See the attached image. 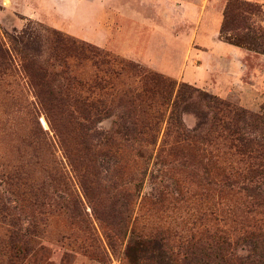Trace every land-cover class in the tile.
<instances>
[{
    "label": "rangeland",
    "instance_id": "374dc122",
    "mask_svg": "<svg viewBox=\"0 0 264 264\" xmlns=\"http://www.w3.org/2000/svg\"><path fill=\"white\" fill-rule=\"evenodd\" d=\"M224 21L230 26L222 30ZM0 39L9 49L0 57V264H168L164 248L185 254L186 241L204 229L238 242L264 229L263 201L208 189L218 164L246 175L255 161L226 150L216 135L212 143H170L172 129L161 143L167 115L152 123L160 131L150 155L139 149L138 159L120 143L108 149L134 167L142 161V176L132 178L136 191L105 173L112 161L102 159V183L88 192L76 172L78 160L87 159L82 140L60 106L39 97L30 76L31 62L58 61L82 77L107 76L97 124L105 133L135 128L120 94L139 84L106 66L111 58L196 89L180 115L188 130H206L211 97L264 119V0H0ZM58 39L64 47L54 54ZM81 44L92 48L78 53ZM221 44L244 55L234 58ZM95 52L108 55L96 67ZM139 122L137 133L152 128ZM127 144L137 152L146 143ZM248 243L240 255L249 253ZM186 256L194 264L202 254Z\"/></svg>",
    "mask_w": 264,
    "mask_h": 264
},
{
    "label": "trees",
    "instance_id": "16d2710c",
    "mask_svg": "<svg viewBox=\"0 0 264 264\" xmlns=\"http://www.w3.org/2000/svg\"><path fill=\"white\" fill-rule=\"evenodd\" d=\"M230 9L231 6H228L225 19L229 17ZM229 26L230 24L228 25V22L224 21L222 30ZM55 43H57V46L54 48V54L58 47H64V39H58ZM86 47L92 48L90 44H81L78 45L76 52L79 53ZM8 53L9 49L4 48V44L0 39V57L5 58L6 55L8 57ZM18 54L26 59L24 53L18 52ZM93 55L96 62L94 63L95 67L100 60L103 61L105 57L108 58V55L103 56L104 54L99 52H95ZM26 60L29 61V59ZM30 64L33 68L30 75L32 84L39 97L56 102L60 106L61 112L65 114L68 124L73 127V130L79 134V138L82 140L81 145H83L85 153H83L81 159H87L78 160L80 171L76 170V172L84 179V185L88 184V192L95 185L102 183L105 172L100 162L102 159L112 161L111 168L105 173H110L112 179L116 178L123 181L124 184L131 183L130 189L136 191L135 188L138 189V186H134L137 183L133 184L134 179L132 178L135 177V182H138L137 180L142 176L140 174L142 173V170H140L142 161L134 167L135 163L133 162L132 165V162L123 159V154L120 153L118 157L117 152L111 153L108 149L113 147V143H120L121 147L126 148L129 153L132 152L133 157L142 159L141 155L139 156V149L143 150L144 153L149 150L150 155L152 153V149H149L150 145L158 143V133L160 131L154 129L152 123L156 120L162 123L167 115L166 123L168 127L163 134L161 143H168L167 137L172 129H175V137L170 143H212L216 135V140L218 143H223L222 145L226 150L254 160V167H250L246 175L238 172L231 173L226 167L224 168L218 164L215 167L214 175L210 176L208 189L219 196H222L223 193L235 195L242 193L248 200L263 201L260 205L264 206V191L262 190L264 185L263 118L232 107L229 103L218 100L216 97H211L216 105L213 107L214 114L206 130L202 132L188 130L182 124L180 115L184 104L197 93L196 89L190 88L185 83L177 84L167 81L131 62L111 58L109 61L106 59V66L114 65L120 72H128L138 79L139 84L136 89L120 94L121 97L127 99L134 120L132 122L134 127L140 130L139 121L149 120L152 128L147 127L145 132L140 131L139 133L136 132L135 128H127L131 130L130 132L125 130L123 132L105 133L98 129L97 124L100 121V115L105 111L103 102L105 89L111 86V80L106 79L107 76H105L106 78L101 77V79L98 76L82 77L72 71L68 65H65V62L62 64L60 61L56 65L43 66L32 64V62ZM111 71L114 74V70ZM120 120H123V117H120ZM255 132H258L259 135H252ZM138 140L140 143L146 144L143 147L139 146L137 152H135V148L127 143H136ZM121 147L119 152L122 150ZM255 178L261 179L263 183H256ZM104 202L105 200H101L102 205H104ZM113 203L118 204L116 200ZM156 204L158 203L156 202ZM238 241L232 239L231 234L215 229H204L199 231L198 235L191 236V239L186 241V249L187 251L196 249L199 254H202V256H198L194 264H264V229L248 231L240 242ZM242 242H249L250 251L246 256L239 254ZM166 246L168 245L162 243V248ZM164 249H166L168 264H192L186 256L187 251L181 255L168 247Z\"/></svg>",
    "mask_w": 264,
    "mask_h": 264
},
{
    "label": "crops",
    "instance_id": "0c3cea01",
    "mask_svg": "<svg viewBox=\"0 0 264 264\" xmlns=\"http://www.w3.org/2000/svg\"><path fill=\"white\" fill-rule=\"evenodd\" d=\"M222 46V47H221ZM219 50L224 51L226 53H229L234 58H240L244 55L243 51L232 46H226V45H219ZM222 48V49H221Z\"/></svg>",
    "mask_w": 264,
    "mask_h": 264
}]
</instances>
